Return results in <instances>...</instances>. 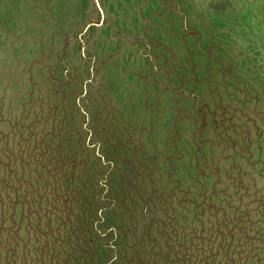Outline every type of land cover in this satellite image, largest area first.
<instances>
[{"label":"rangeland","instance_id":"rangeland-1","mask_svg":"<svg viewBox=\"0 0 264 264\" xmlns=\"http://www.w3.org/2000/svg\"><path fill=\"white\" fill-rule=\"evenodd\" d=\"M54 205L104 259L264 257V0H0V264Z\"/></svg>","mask_w":264,"mask_h":264},{"label":"trees","instance_id":"trees-1","mask_svg":"<svg viewBox=\"0 0 264 264\" xmlns=\"http://www.w3.org/2000/svg\"><path fill=\"white\" fill-rule=\"evenodd\" d=\"M65 198H66V194H64ZM46 202H49L46 199ZM90 205V204H85ZM54 209H51L52 211H54L53 213H51V216H55L58 218L59 221V226L57 225L58 222L56 223L55 228L52 226L51 223V217L50 218H46L45 219V226L43 228V231L41 229L39 230V239H37V242L40 240V238L42 240H45L44 242V248L47 249L49 252L46 254L48 257L50 256L51 261H46L44 259H42V262L45 264V262H48L49 264H143L140 262V260H138V262H135L134 259L132 257H134V255H137V252L135 251V253L132 254V256L130 258L127 257V251L124 252V257L120 258V257H116V254H113L109 257H107L106 259H104V257L99 254L97 248L95 246H93V243L91 240L89 241H82V239L80 240V238L78 239V236L83 235V233H85V227L82 228L79 225L76 226H72V224L70 222H68V219L65 218V212H59L57 211V208L55 207V205L53 206ZM59 214H58V213ZM82 212H86L89 213V210L87 208V210H81L80 214L82 215ZM50 219V228L47 225L46 220L48 221ZM38 221V220H37ZM41 225V224H40ZM52 230H55L56 232L53 234H51ZM62 230V231H60ZM61 233V234H60ZM47 234V237L46 235ZM64 236V239L61 236ZM42 236H44V238H42ZM66 236V237H65ZM224 237V236H223ZM48 241H47V240ZM195 239H197V237H195ZM225 239V238H223ZM224 242V241H223ZM74 243V244H72ZM92 244V245H91ZM102 245L101 243L98 245L100 246ZM109 246V245H107ZM225 247H227V245L224 244ZM110 247V246H109ZM225 247H218L216 250V253L214 254V252L212 250H210V248H207V251L205 254H200L197 255L196 257L193 255V257L195 258H185V255H189L186 254V252L184 250H178L179 253H183L182 257H179L176 259V264H213L214 263V256H218L217 254H220V252H222V259L224 260L223 262L220 261L218 262V264H234V259L231 258V256H227V251L228 248H226V250H224ZM194 252L199 251L200 247L198 248L197 246L194 245ZM198 249V250H197ZM202 251V250H201ZM247 251V250H246ZM250 251V249L248 250ZM254 251V250H252ZM112 252L115 253V248L112 249ZM111 252V254H112ZM192 252V251H191ZM204 253V251H203ZM255 254V253H254ZM250 252H246V256L250 257L251 260L248 261L247 263L249 264H264V262H262V260H264V257L260 258V256L256 255H252L249 256ZM200 256V258H198ZM215 257V258H216ZM245 257V256H244ZM255 259H254V258ZM43 258V257H42ZM55 259V260H54ZM249 259V258H247ZM247 259H243V260H247ZM254 259V262H253ZM186 260V262H184ZM239 261V260H238ZM41 262V261H39ZM184 262V263H183ZM238 264H241L240 261Z\"/></svg>","mask_w":264,"mask_h":264}]
</instances>
